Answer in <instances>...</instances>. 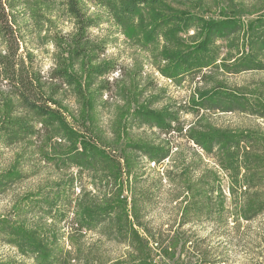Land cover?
<instances>
[{"label":"rangeland","instance_id":"1","mask_svg":"<svg viewBox=\"0 0 264 264\" xmlns=\"http://www.w3.org/2000/svg\"><path fill=\"white\" fill-rule=\"evenodd\" d=\"M163 1L174 19L148 36L158 10L145 8L128 36L104 3L79 0L99 20L81 43L96 50L79 57L66 50L76 26L60 6L18 8L23 46L50 82L65 126H49L0 91V264H39L48 254L50 264L129 261L131 225L101 207L116 194L129 215L132 208L139 215L136 230L161 241L151 246L155 264H264V208L244 211L252 199L264 204V167L254 174L263 178L258 184L237 186L233 195V175L244 176L243 168L226 169L189 137L208 129L254 132L253 148L264 150V0ZM246 56L262 65L237 67ZM177 57L181 65L210 61L176 73ZM94 66L106 70L95 74ZM63 70L72 82L50 81ZM211 92L218 103L209 101ZM234 95L233 109H222ZM151 114H171L181 134L161 132L145 117ZM73 148L83 152L79 162ZM87 206L97 207L91 219Z\"/></svg>","mask_w":264,"mask_h":264},{"label":"trees","instance_id":"2","mask_svg":"<svg viewBox=\"0 0 264 264\" xmlns=\"http://www.w3.org/2000/svg\"><path fill=\"white\" fill-rule=\"evenodd\" d=\"M32 1H39L44 4L56 3L62 8L65 14L74 19L76 32L72 37L69 38V46L66 50L75 53L77 57L84 55L83 52L88 55L89 52L96 50L95 46L86 48V44L81 45V43L84 41L86 31L91 27L98 26L99 20L87 17L80 7L79 0H0V88H4L0 91L17 97L26 108L33 110L37 115L44 117L48 121L49 126L59 123L65 126V117L62 113V108L51 95L53 90L50 92L47 90L48 83L50 82H48L47 78H44L34 70L33 56L24 48L20 28L17 24L18 8L25 7ZM99 1L104 3L115 23L119 25L128 36L133 35V33H131V24L133 18L141 15L145 8L155 7L158 10L152 15L154 26L148 30V36L153 34L161 23L167 22L168 19H174V14L176 13L172 12L163 0ZM168 11H170V14H168ZM150 38L151 37H149V39ZM263 44L264 42H262V45ZM201 46L202 45L197 46L192 51L199 52ZM84 49L87 50L83 51ZM172 61V65H174V71L178 73L179 71H186L189 68L199 69L202 66L208 65L210 60L207 58H201V61L203 62H199L197 58L196 60L193 59L188 65H181L182 58L180 57H177ZM261 65L262 63L258 62L253 56H246L243 59H238V62L236 63L237 67H244V69H256ZM105 70L106 68L104 66H94L92 73L100 74ZM49 78L51 79L50 81L55 78L61 80L66 79L69 83L70 81L72 82L73 79L72 75L69 72L67 73L66 70H63L62 72H56ZM215 95L216 93L211 92L208 96L209 101L213 104L218 103L214 100H211V98H213ZM205 96L206 95H204V97ZM201 97L203 96L201 95ZM227 100L230 102L225 103V106H223L222 109L232 110L234 107L233 103L240 99L237 95H234L231 98L228 97ZM151 115L152 120H150L149 116H144L147 117L148 121H155L159 125V130L161 132L169 134L171 131L177 129L176 131L181 134L183 128L180 127L178 129L174 124L171 123V121L174 122L175 120L171 114ZM64 130L67 134L68 132L74 134L73 130ZM189 137L195 141V143L207 156L219 157L217 159H220L223 162L222 165L226 167V169L238 170L243 168L244 176L238 178L236 174L233 175V182H231L230 188V191L233 195L237 192V186H245V184L249 185L250 182L253 184H258L260 179H263L254 176L255 172H259V168H257L258 166L264 167V150L261 153H257V150L253 148L255 144L252 143V141H258V134L254 132H231L219 129H208L202 131L196 130L194 132L191 131ZM93 148L96 149L95 146H93ZM73 151L76 153V159L79 162L80 157L84 156L83 152L78 151L75 148H73ZM98 152L101 153L104 158H106V160L112 164V167H114L115 162L112 160V156L104 155V152L100 149H98ZM67 154L70 157L71 148ZM93 156L95 155L90 156V158ZM247 174H251L249 175L250 178H248ZM113 175L114 179L116 180L117 174H112V177ZM254 180H257V182ZM125 205V201L120 199L116 194L114 199H110V201L101 206L102 209L108 214L115 213L116 220L120 225L127 223L128 225H131L130 230H128L125 235H127L131 241L130 245L133 256L129 261H120L116 264H155L153 259H151L153 253L151 246L152 244H156V246L159 247L161 241L158 243L159 240L157 241L155 236L147 232V230H145L146 237H143L135 228L141 227V224L139 223V215L136 213L134 208L131 209V215H129V211L125 209ZM96 208V206H87V209L84 210L85 212H88L89 219L92 217L91 210ZM263 208L264 204L258 203L252 199L251 202L247 204L244 211L245 213L256 215L262 211ZM129 216H131L133 219V221H130V223L127 222L129 221ZM185 243L186 241L183 242V244ZM162 248L163 250L165 249L164 251L166 253L167 246H162ZM48 258L49 254L44 257L39 264H50L47 260Z\"/></svg>","mask_w":264,"mask_h":264}]
</instances>
